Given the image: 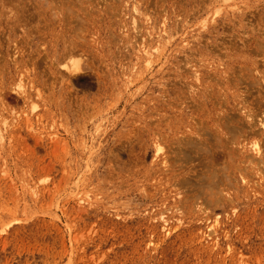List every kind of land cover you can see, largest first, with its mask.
<instances>
[{"label":"rangeland","instance_id":"374dc122","mask_svg":"<svg viewBox=\"0 0 264 264\" xmlns=\"http://www.w3.org/2000/svg\"><path fill=\"white\" fill-rule=\"evenodd\" d=\"M34 2L0 0V264H264V0Z\"/></svg>","mask_w":264,"mask_h":264},{"label":"bare ground","instance_id":"6f19581e","mask_svg":"<svg viewBox=\"0 0 264 264\" xmlns=\"http://www.w3.org/2000/svg\"><path fill=\"white\" fill-rule=\"evenodd\" d=\"M28 1H32V2L35 1V2H37V0H34V1H33V0H25V4L27 3V5H28ZM45 1H46V0H45ZM52 1H53V0H52ZM35 2H34V3H35ZM203 2H204V1H203ZM207 2H208V1H207ZM218 2H219V1H218ZM45 3H47V2H45ZM45 3H44V4H45ZM245 4H246V3H245ZM27 5H26V6H27ZM46 5H47V4H46ZM202 5H203V4H202ZM49 6H50V5H49ZM235 6H236V5H235ZM30 7H31V6H30ZM39 7H40L39 5H35V6L33 7V12H39V11H38ZM221 8H222V7H221ZM232 9H233V8H232ZM23 11H24V10H23ZM30 12H31V10H30ZM24 13H25V12H24ZM24 13H23V14H24ZM34 15H35V14H34ZM34 15H33V16H34ZM27 16H28V15H27V12H26V17H27ZM28 17H29V16H28ZM27 19H28V18H27ZM29 19H30V18H29ZM238 25H239V24H238ZM230 27H231V26H230ZM67 49H68V48H67ZM258 49H259V48H258ZM237 68H238V67H237ZM247 70H249V69H247ZM251 71H252V70H251ZM253 71H254V70H253ZM237 75H238V74H237ZM233 78H234V77H233ZM239 81H240L239 83H241V80H239ZM236 82H237V81H236ZM256 82H258V81L255 80V84H252V85H249L250 83H248V84L245 83V84L248 85V86H247L248 88L252 86V87H254L253 90H258L257 88L255 89L256 86H254V85H257V84L260 85V82H258V83H256ZM242 83H243V81H242ZM234 85H235V84H234ZM261 85H262V83H261ZM227 86H228V85H227ZM257 86H258V85H257ZM224 87H226V86H224ZM252 87H251V88H252ZM258 88H259V87H258ZM259 89H260V88H259ZM261 89H263V87H262ZM249 90H251V89H249ZM244 91H246V89H245ZM247 92H250V91H247ZM252 93H253V92H252ZM252 93H249V94H252ZM256 93H257V91H256ZM210 94H211V93H210ZM245 96H246V94H245ZM245 96H243V97H245ZM221 97H222V96H221ZM243 97H242V98H243ZM250 97H251V95H250ZM246 98H248V96H246L245 98H243L244 100H242V101L240 100V101H241L242 103H247V102H246ZM249 99H250V98H249ZM249 99H248V101H249ZM243 101H245V102H243ZM201 102H202V101H201ZM241 102H240V103H241ZM253 102H255V100L252 101V103H253ZM256 102H257V103H254V104H256L255 106L257 107V104H259L260 101H259V102L256 101ZM262 103H263V102H262ZM247 104H248V103H247ZM247 104H246V107H248ZM260 104H261V103H260ZM260 104H259V105H260ZM241 106H242V105H241ZM241 106H240V107H241ZM243 106H245V105H243ZM260 106H261V105H260ZM263 106H264V105H263ZM253 107H254V106H253ZM217 108H218V107H217ZM249 108H250V107H249ZM255 109L257 110V108H255ZM260 109H261V107H260ZM240 110H242V109H240ZM243 111H244V110H243ZM245 111H246V110H245ZM253 111H254V110H253ZM260 111H261V110H260ZM250 112H252V111H250ZM243 113H244V112H243ZM243 113H242V114H243ZM254 113H255V111H254ZM262 113H264V111H263ZM248 114H249V113H248ZM260 114H261V113H260ZM255 115H256V114H255ZM262 115H263V114H262ZM220 116H221V115H220ZM225 116H226V115H225ZM232 116H233V115H232ZM234 116H235V115H234ZM252 116H253V115H252ZM259 117H261V119H262V123H261V121L258 122ZM259 117H258V120L256 119L257 122H258V125H259V123H261L259 127H261L262 125L264 126V123H263V118H264V116H263V118H262V116L259 115ZM224 118H225V117H223V119H224ZM248 118H249V117H248ZM248 118H247V119H248ZM256 118H257V115H256ZM229 119H230V118H229ZM249 119H250L251 121H253V120H252L253 118L250 117ZM249 119H248V120H249ZM245 120H246V118H245ZM250 120H249V121H250ZM256 120H254L255 122L253 121L252 124L249 123V122H248V124H250V125H254V123H256ZM221 121H222V120H221ZM233 121H234V120H233ZM241 121H242V120H241ZM243 121H244V120H243ZM235 122H236V119H235ZM256 125H257V123H256ZM258 125H257V126H258ZM232 126H233V125H232ZM232 126H231L230 129L236 128V126H235V127H232ZM243 128H244V127H243ZM253 128H256L255 125H254ZM253 128H252V129H253ZM261 128H264V127H261ZM236 129H239V130H240V129H242V127H241V128H238V127H237ZM236 129H235V130H232V133H235V131H237V134H239L238 136H240V132H241V131H238V130H236ZM248 129H249V131H250V127H249ZM248 129H247V130H248ZM242 130H244V129H242ZM238 132H239V133H238ZM243 132H244V131H243ZM257 132H258V131L255 130V133H257ZM255 133L253 132V135H254V136H255ZM237 134H235V135H237ZM242 134H243V133H242ZM257 134H258V135H257ZM257 134H256V135H257V137H258L260 134H259V133H257ZM231 135H232V134H231ZM246 135H247V134H245L244 136H246ZM251 135H252V134H251ZM263 135H264V133H263ZM238 136H237V137H238ZM242 136H243V135H242ZM242 136H241V137H242ZM244 136H243V137H244ZM246 137H247V136H246ZM255 137H256V136H255ZM255 137H254V138H255ZM244 138H245V137H244ZM244 138H243V139H244ZM263 138H264V137H263ZM263 138L261 139V138L258 137L256 140H257V142H258L259 139L263 140ZM189 139H190V138H189ZM231 139H232V138H231ZM248 139H250V138H248ZM229 140H230V139H229ZM245 140H246V139H245ZM245 140H244V141H245ZM190 141H191V140H190ZM255 142H256V141H254V143H255ZM257 142H256V143H257ZM203 143H204V142H203ZM217 143H218V142H217ZM219 143H220V142H219ZM258 143H259V142H258ZM261 143H262V142H261ZM187 144H189V143H187ZM198 144H199V143H198ZM253 145H254V144H253ZM196 147H197V146H196ZM226 147H227V146H226ZM252 147H253V146H252ZM257 147H258V145L255 144V147H254V148H255V150H256V154H258V152L260 151L259 149L261 148V147H259V148H257ZM262 147H263V146H262ZM226 149H227V148H226ZM252 149H253V148H252ZM187 150H189V149H188V146H187ZM253 150H254V149H253ZM189 152H190V151H189ZM220 153H221V152H220ZM198 154H199V153H198ZM241 154H242V153H241ZM216 155H217V154H216ZM227 155H228V154H227ZM229 155H231V153H230ZM179 156H180V155H179ZM214 156H215V155H214ZM222 156H223V155H222ZM225 156H226V155H225ZM218 157H219V156H218ZM223 158H226V157H223ZM181 159H182V158H181ZM184 159H185V158H184ZM186 159H187V158H186ZM189 159H190V158H189ZM198 159H200V158H198ZM233 159H234V158H233ZM216 160H217V159H216ZM187 161H188V160H187ZM200 162H201V161H200ZM200 162H199V163H200ZM259 162H261V161H259ZM257 164H258V163H257ZM259 164H260V163H259ZM259 164H258V165H259Z\"/></svg>","mask_w":264,"mask_h":264}]
</instances>
